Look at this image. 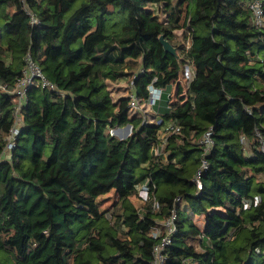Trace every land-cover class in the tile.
<instances>
[{"label":"trees","instance_id":"1","mask_svg":"<svg viewBox=\"0 0 264 264\" xmlns=\"http://www.w3.org/2000/svg\"><path fill=\"white\" fill-rule=\"evenodd\" d=\"M250 1L0 0V155L27 53L57 88L28 90L11 159L0 163V264H152L151 229L173 207L165 264H264V155L255 138L264 135V23L253 26ZM185 66L195 68L188 86L177 82ZM122 80L140 103L151 85L175 86L174 99L143 120L127 96L112 98L109 84ZM170 122L180 133L155 156ZM127 125L125 139L110 134ZM209 129L214 147L198 187L197 142ZM145 182L156 211L131 202ZM110 192L115 201L103 209Z\"/></svg>","mask_w":264,"mask_h":264},{"label":"built area","instance_id":"2","mask_svg":"<svg viewBox=\"0 0 264 264\" xmlns=\"http://www.w3.org/2000/svg\"><path fill=\"white\" fill-rule=\"evenodd\" d=\"M248 9L251 13V19L253 26L256 28H261L264 23V12H263V5L261 0H251L248 3ZM25 14L28 16L29 22L32 25H38L39 22L37 19L34 18L33 14L30 10L25 7ZM24 69L20 77L16 80V85L14 89L10 92V94L14 97L15 102V119L14 124L9 132V135L6 138V144L3 149L2 154L0 155V163L2 161H10L11 159V152L15 148L16 141L19 136L21 124H22V117H21V109L27 102V92L32 86H40L42 89H47L50 91H56L57 88L55 85L51 84L43 75L40 67L33 61L31 55L27 53L24 57ZM195 68L194 66H185L181 71L180 78L178 79V83H181L182 74H185L186 80L191 79L194 77ZM183 77V78H185ZM129 91L126 96L129 99V107L133 112H140L143 120H149V116L151 115V111L155 106L157 100H160L162 90L153 87L152 85L147 88L148 90V98L145 103H140L139 99L132 91V83H129ZM177 84V83H176ZM4 91V88L2 87ZM145 109H150V111H146ZM148 112L150 114H148ZM250 113V110H247ZM151 123L155 125H159L161 123L158 117H155L153 120H150ZM122 128H116L110 130V134L119 138V133ZM180 133V126L177 125L175 122L166 123L161 126L159 131V141L152 147V154L155 156H161L163 149L168 142V139L171 135L179 134ZM119 135V136H118ZM255 138L258 142L259 151L264 155V135L261 134L258 130H255ZM241 144L244 148L247 147V140L243 136H240ZM198 145L201 149V159L198 169L196 170L193 181L195 182L196 186H200V179L202 174L208 169L209 165L207 162V157L211 153L214 147V139L212 136L211 129L205 131L201 137L198 139ZM136 197L140 198L144 203H149L152 206L153 210L158 209L157 202L155 198L152 196L150 192V188L148 184L145 182L137 187ZM257 199H255V202ZM181 202V198L177 197L174 199V205L179 204ZM250 201H245L243 203L244 207L249 206ZM176 208L173 207L169 213L167 219L161 223H156V225L151 229V236L157 240V244L153 247V261L152 264H165V250L170 246L173 236L176 233Z\"/></svg>","mask_w":264,"mask_h":264},{"label":"rangeland","instance_id":"3","mask_svg":"<svg viewBox=\"0 0 264 264\" xmlns=\"http://www.w3.org/2000/svg\"><path fill=\"white\" fill-rule=\"evenodd\" d=\"M204 68V67H203ZM202 68V69H203ZM183 77H185V74H182ZM181 77V83L183 85H189L191 84V81L193 80V77H191V79L189 78V80H186V77L183 78ZM209 82V78L206 79V84H208ZM129 86L130 84L128 83V81L126 80H122L119 83H110L109 84V90L111 92V96L113 99H117L120 97H124L126 96V94L129 91ZM173 86H168L167 88L163 89L162 91V97L160 100H157L156 104H155V110H153V113H157L159 110V107L161 105V110L159 111L160 113H162L164 110H166L168 108V101L170 98H172V94H173ZM162 100V103H160V101ZM146 107H144L143 109L146 111H150V109H145ZM148 114H150L148 112ZM125 131L122 129L119 133V135H124ZM118 135V136H119ZM133 200V204L134 206L137 208V210H141L143 208V206L146 204L144 203L140 198L134 196V198H131ZM115 201V197H114V193L110 192L109 194L101 197V204H102V208H107L108 206H111L113 204V202Z\"/></svg>","mask_w":264,"mask_h":264},{"label":"water","instance_id":"4","mask_svg":"<svg viewBox=\"0 0 264 264\" xmlns=\"http://www.w3.org/2000/svg\"><path fill=\"white\" fill-rule=\"evenodd\" d=\"M159 41H160V43H161V45H162L163 50H164L165 53H168V54H170L172 56H176V50H175V48H173L169 44L168 41L164 40V37L163 36H160L159 37ZM122 129L125 131V133H124V135H120L119 136V139H125L127 136L130 135L131 126L130 125H127V126L123 127Z\"/></svg>","mask_w":264,"mask_h":264},{"label":"crops","instance_id":"5","mask_svg":"<svg viewBox=\"0 0 264 264\" xmlns=\"http://www.w3.org/2000/svg\"><path fill=\"white\" fill-rule=\"evenodd\" d=\"M173 88H174V90H173V94H172V98H170L171 99V101L174 99V92H175V86H173ZM120 97V96H119ZM160 103H162V100L160 101ZM161 105H160V107H159V111L161 110ZM153 110H155V107H153V109H152V111ZM151 111V112H152ZM151 114H156V113H151ZM198 144V143H197ZM134 198V197H133ZM131 202L133 203V200L131 199ZM134 205V204H133ZM136 208V207H135ZM137 209V208H136ZM142 210V209H141ZM141 210H138V211H141ZM195 223L198 225V226H200V227H202L203 226V224H204V221H203V217L202 216H199V217H195Z\"/></svg>","mask_w":264,"mask_h":264}]
</instances>
